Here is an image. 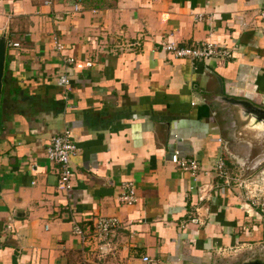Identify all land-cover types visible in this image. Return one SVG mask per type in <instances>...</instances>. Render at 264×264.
I'll return each mask as SVG.
<instances>
[{
	"label": "crops",
	"instance_id": "0c3cea01",
	"mask_svg": "<svg viewBox=\"0 0 264 264\" xmlns=\"http://www.w3.org/2000/svg\"><path fill=\"white\" fill-rule=\"evenodd\" d=\"M263 9L264 0H0V264H250L261 256L264 215L244 213L235 184L264 192V165L255 169L264 127L214 98L218 78L223 96L264 110ZM167 42L211 43L231 57L176 60L161 51ZM67 56L93 66L65 71ZM64 130L76 151L70 190L59 193V166L44 149ZM174 151L203 171L221 159L231 187L201 173L212 189L200 203L189 174L170 163ZM125 181L135 189L131 206L117 201ZM98 217L118 227L98 238Z\"/></svg>",
	"mask_w": 264,
	"mask_h": 264
},
{
	"label": "built area",
	"instance_id": "2783aa9c",
	"mask_svg": "<svg viewBox=\"0 0 264 264\" xmlns=\"http://www.w3.org/2000/svg\"><path fill=\"white\" fill-rule=\"evenodd\" d=\"M44 4L49 5L50 2L46 1ZM78 6L74 7L77 11ZM258 18L264 21V9L258 13ZM54 50L59 53L63 50V46L54 38L53 40ZM13 48L18 47V44H11ZM160 49L167 56L180 60V59H190V60H204V59H229L231 53L219 46L211 43H198L191 47H181L173 42L163 43ZM63 66L65 71H73L74 73H80L84 69L92 68L93 64L89 61H79L71 56H67L63 59ZM57 84L59 87H64L68 84V77L66 72L64 75L57 79ZM76 147L71 140L70 132L64 130L61 133L51 136L48 143L44 149V154L46 160L53 162L59 166V174L55 181V189L59 193H65L70 190V177L71 170L69 167L70 158L75 154ZM169 161L178 170L186 172L189 177L194 182L195 193L198 194V201L208 202L211 187L208 184H201L198 181V177L202 173L203 175H208L213 172L214 178L221 180V183L230 188L232 185L231 179L227 176L224 171V163L221 159L214 162L212 170L203 171L200 170L198 163L191 158H180L178 152L174 151L171 153ZM236 183V182H235ZM245 180H241L235 184L238 187L240 206L247 216H250L252 212L264 215V192L262 190L257 191ZM117 201L120 204L131 206L135 203V189L131 181L122 182L119 185V193L117 195ZM207 211V208H206ZM190 222L199 223L196 218H191ZM118 227V222L113 218L98 217L94 221V231L95 235L100 238L106 236L109 232H112ZM73 233L80 237L83 241L84 237L81 231L75 227ZM143 262H147V258H142Z\"/></svg>",
	"mask_w": 264,
	"mask_h": 264
},
{
	"label": "water",
	"instance_id": "95a60500",
	"mask_svg": "<svg viewBox=\"0 0 264 264\" xmlns=\"http://www.w3.org/2000/svg\"><path fill=\"white\" fill-rule=\"evenodd\" d=\"M4 48H5V40H4V36H1L0 37V87L2 83ZM217 84H218V91L216 94V98H214L215 101H217L219 104L223 106L238 109L239 115L240 117H242V119H244L246 116H249V120H248L249 127H253L257 129L262 126L264 127L263 109L257 108L245 100H236L233 98H227L223 96L222 85L218 78H217ZM262 165H264V160L262 163L257 164V166H255V169L256 168L259 169ZM253 259L254 260L251 261L250 264H264V246L262 248L261 256L259 255L257 258L255 257Z\"/></svg>",
	"mask_w": 264,
	"mask_h": 264
},
{
	"label": "rangeland",
	"instance_id": "374dc122",
	"mask_svg": "<svg viewBox=\"0 0 264 264\" xmlns=\"http://www.w3.org/2000/svg\"><path fill=\"white\" fill-rule=\"evenodd\" d=\"M262 254V253H261Z\"/></svg>",
	"mask_w": 264,
	"mask_h": 264
}]
</instances>
